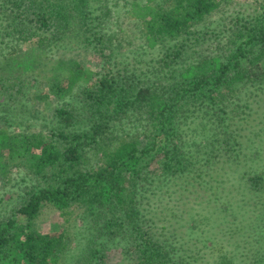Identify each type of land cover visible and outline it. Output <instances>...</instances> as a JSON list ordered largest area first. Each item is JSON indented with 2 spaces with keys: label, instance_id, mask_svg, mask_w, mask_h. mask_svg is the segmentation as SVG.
Returning <instances> with one entry per match:
<instances>
[{
  "label": "trees",
  "instance_id": "trees-1",
  "mask_svg": "<svg viewBox=\"0 0 264 264\" xmlns=\"http://www.w3.org/2000/svg\"><path fill=\"white\" fill-rule=\"evenodd\" d=\"M234 1L0 0V264H244L239 233L264 264V0ZM45 205L85 224L71 262Z\"/></svg>",
  "mask_w": 264,
  "mask_h": 264
},
{
  "label": "rangeland",
  "instance_id": "rangeland-1",
  "mask_svg": "<svg viewBox=\"0 0 264 264\" xmlns=\"http://www.w3.org/2000/svg\"><path fill=\"white\" fill-rule=\"evenodd\" d=\"M146 1V0H144ZM59 2V1H58ZM253 3V0H235L234 5L228 9L231 10L230 12L237 10V9H242V8H250L248 7ZM236 4V5H235ZM119 21L116 23V31L118 33V39L116 40V43L119 46H123V53L126 54H132V51L141 45L140 40V26L134 23H130L127 21V19H124L121 14L118 17ZM115 24V22H113ZM117 24L119 26H117ZM133 24V25H132ZM139 26V27H138ZM122 29L124 31V35H119V30ZM131 41L132 44L128 46V42ZM81 46V45H80ZM73 53V54H72ZM59 60V57H55L54 61ZM59 66L62 65H69V63L72 62H77L80 63V65L84 66L91 74L92 77L95 78L96 73L100 70L99 64L101 60L97 56H94L91 54L90 50H85L81 49L78 47H67L62 51V55L60 57ZM58 64L56 65L57 68ZM60 70L59 72H62L65 70V68L58 67ZM91 84V83H89ZM6 113V112H4ZM9 114V112H7ZM3 181L0 179V194L3 192ZM76 215L73 217L69 218L67 220L66 218L62 217L60 215L59 210L54 209L50 205H45L37 219L35 220V227L41 231L42 233H48V234H56L59 236H64L69 243V251L66 253L67 260L68 262H71L74 257L77 255L81 247L87 245V242L89 241V237L87 234V230L85 229V224L83 222H80V220L76 219ZM250 221H253L251 219ZM249 221V222H250ZM256 235V234H254ZM253 241H251V236L249 234L245 233H239L237 235V239L239 241H245L247 244V253L248 257L247 261H244V264H254V261H258L257 263L259 264V261L261 260L260 256H257L256 252L253 250L252 245H258L256 241H258L259 236L255 238V236H252ZM231 247H235V244H230ZM240 251H242V248H239ZM239 252V250H236ZM235 251V252H236ZM207 252H209L207 250ZM237 252L235 253V261L237 264H242L240 261V257L237 255ZM234 255V253L232 252ZM264 255V253L262 254ZM212 258L209 254L206 255L205 258V263L211 264ZM65 262L63 259L60 260V263L62 264ZM235 263V262H234Z\"/></svg>",
  "mask_w": 264,
  "mask_h": 264
}]
</instances>
